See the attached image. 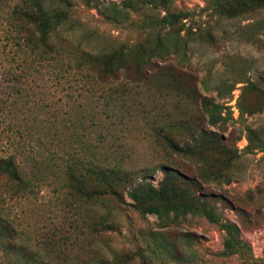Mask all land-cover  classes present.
<instances>
[{
    "label": "rangeland",
    "instance_id": "374dc122",
    "mask_svg": "<svg viewBox=\"0 0 264 264\" xmlns=\"http://www.w3.org/2000/svg\"><path fill=\"white\" fill-rule=\"evenodd\" d=\"M99 1L120 6L122 0ZM167 9L189 14L179 31L180 51L169 52L162 61L152 59L163 66L160 79L168 82L163 87L153 79L142 84L122 73L101 81L74 57L81 50L96 52L142 41L151 29L146 21L164 14L160 7L130 6L124 18L113 20L75 2L69 18L51 37L59 54L48 62L0 44V155H12L29 182L27 190L7 198V183L0 180V192L6 196L1 204L24 237L37 241L51 232L55 238L78 233L79 208L66 193L60 157L80 154V121L88 127L91 143L104 151L100 160L131 168L146 166L152 172L144 178L152 184L161 177L155 170L160 162L193 172L189 160L167 153L154 135L157 125L172 122L189 109L173 90L180 80L228 107L222 114L228 110L231 116H225L221 132L239 154L232 162L229 182L204 183L203 189L226 200H218L217 209L239 226L252 256H262L264 149L242 148L245 126L264 130V98L260 97L261 110L252 114L239 115L237 102L245 85L264 88V9L229 18L215 11L212 0H170ZM252 94H245L244 104ZM111 209L116 229L92 233L88 240L95 252L80 250L81 259L95 254L111 262L116 254L132 257L123 264H140L134 254L138 248L145 264H240L235 255L221 254L223 233L202 216L186 214L164 222L123 204Z\"/></svg>",
    "mask_w": 264,
    "mask_h": 264
},
{
    "label": "trees",
    "instance_id": "16d2710c",
    "mask_svg": "<svg viewBox=\"0 0 264 264\" xmlns=\"http://www.w3.org/2000/svg\"><path fill=\"white\" fill-rule=\"evenodd\" d=\"M75 2L93 7L102 16L113 20L124 18L130 6L163 8V15L146 21L151 29L142 41L122 43L96 52L81 50L74 57L80 67L101 81L115 79L122 73L124 77L142 84L149 79H153L156 86L168 84L160 79L163 66L152 59L162 61L169 52L180 51L179 31L184 25L182 20L189 14L182 10L169 11L167 5L170 0H122L120 6L115 3L104 5L99 0H0V44L13 45L24 56L38 62L55 60L59 53L51 37L69 18V10ZM212 2L215 11L228 18L248 10L264 9V0ZM176 77L173 79L177 80ZM244 89L238 95V114L261 110L263 103L260 97L264 98V88L249 83ZM173 90L189 109H184L182 117L157 125L154 135L167 153L189 160L193 164V172L160 162L155 170L161 172V177L152 184L144 178L152 172L146 166L131 168L100 160L98 156L104 151L91 143L87 137L88 127L80 121L83 131L80 154L74 151L60 157L66 193L79 208L76 211L80 218V225H76L77 234L55 238L51 232L37 241L24 237V232L4 214L1 203L6 196L10 198L27 190L29 182L12 155H0V180L7 183L4 189L6 196L0 192V264H123L131 260V256L116 257V254L110 258L111 262L101 256L95 257V254H91L88 260L80 257V250L95 252V246L88 240L92 233L116 229L111 208L119 204L142 215L152 214L164 222H175L186 214L202 216L222 231V255H235L240 264H264V238L262 256L253 257L250 244L241 237L239 226L224 218L217 209L218 200L225 203L226 200L203 189L204 183L229 182L232 162L239 154L237 147L230 146L228 138L221 132L225 129V116H231L228 110L224 113L226 115L222 114L228 107L196 93L194 85H183L180 80ZM249 91L253 96L244 104L243 98ZM244 137L246 144L243 150L264 149L263 129L245 126ZM109 201L111 205L108 206ZM134 254L140 264H145L140 249H135Z\"/></svg>",
    "mask_w": 264,
    "mask_h": 264
}]
</instances>
